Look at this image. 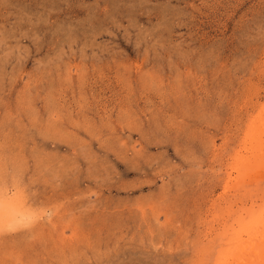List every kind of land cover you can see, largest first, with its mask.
<instances>
[{
    "label": "rangeland",
    "instance_id": "374dc122",
    "mask_svg": "<svg viewBox=\"0 0 264 264\" xmlns=\"http://www.w3.org/2000/svg\"><path fill=\"white\" fill-rule=\"evenodd\" d=\"M263 133L264 0H0V264L247 263Z\"/></svg>",
    "mask_w": 264,
    "mask_h": 264
},
{
    "label": "bare ground",
    "instance_id": "6f19581e",
    "mask_svg": "<svg viewBox=\"0 0 264 264\" xmlns=\"http://www.w3.org/2000/svg\"><path fill=\"white\" fill-rule=\"evenodd\" d=\"M262 121V120H261ZM256 130V129H255ZM264 134V133H263ZM253 137V136H252ZM263 137V136H262ZM261 137V141L257 143V145L255 146H258L257 149H259V147L261 148V150L263 151L264 150V139ZM254 138V137H253ZM252 138V140H253ZM255 140V139H254ZM253 140V141H254ZM252 141V142H253ZM260 150V149H259ZM257 151V150H256ZM261 153V151H260ZM252 155V154H251ZM262 155V154H260ZM263 156V155H262ZM261 156V157H262ZM250 159V158H249ZM245 161V160H244ZM251 161V160H250ZM253 161V160H252ZM243 163V162H242ZM252 163V162H251ZM253 164V163H252ZM247 166V165H246ZM261 167V166H260ZM232 180V179H231ZM232 203V202H231ZM237 247V246H236ZM245 248V247H244ZM247 249V248H245ZM247 251V250H246ZM245 252V251H244ZM245 254V253H244ZM250 255L248 256V260H247V263L243 261V263L241 264H264V235L262 236V239L258 242H255V245L253 244V247H252V250L250 251L249 253ZM240 255V254H239ZM238 255V256H239ZM242 258V257H241ZM240 258V260H241ZM244 258V257H243ZM246 261V259H245ZM240 264V262H239Z\"/></svg>",
    "mask_w": 264,
    "mask_h": 264
}]
</instances>
